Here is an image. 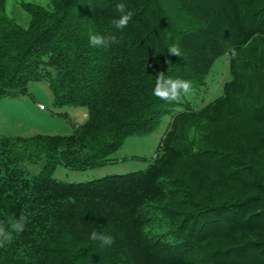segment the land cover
<instances>
[{
    "label": "trees",
    "instance_id": "obj_1",
    "mask_svg": "<svg viewBox=\"0 0 264 264\" xmlns=\"http://www.w3.org/2000/svg\"><path fill=\"white\" fill-rule=\"evenodd\" d=\"M10 3L0 0V98L45 81L58 104L85 106L88 118L67 135L0 133V221L26 218L0 247V264H132L131 255L139 264H264V91L250 92L264 83V0H164L168 9L161 0L28 1L22 24ZM119 3L132 13L123 29L113 25ZM89 32L117 43L91 47ZM225 51L222 93L194 107ZM159 71L193 91L155 97ZM167 115L162 152L144 169L59 175L116 162L126 137L153 132ZM93 230L114 243L101 247Z\"/></svg>",
    "mask_w": 264,
    "mask_h": 264
},
{
    "label": "rangeland",
    "instance_id": "obj_2",
    "mask_svg": "<svg viewBox=\"0 0 264 264\" xmlns=\"http://www.w3.org/2000/svg\"><path fill=\"white\" fill-rule=\"evenodd\" d=\"M28 1H35L44 7H49L50 4L49 0H12L9 6V14L14 16L21 24L24 20H27V14L22 10L21 3ZM161 2L163 5L164 0H161ZM165 7L168 9L166 5ZM177 20L178 17H173V24ZM177 24L183 23L180 20ZM237 52L247 59H251L253 56V51L249 48L248 50L240 48ZM229 64L230 59L227 51L214 59L209 72L204 78L201 92H199V95L195 94L197 91L191 94L196 95L194 97L195 102L193 100L192 103L194 107L214 100L222 93L223 83L230 77ZM258 90L264 91V83L262 85L258 83L257 87L250 88L251 93ZM191 98H188L189 102ZM87 118L85 106L58 104L45 81L30 82L25 94L0 98V133L6 135L29 136L38 133L67 135L73 133L75 125L82 124ZM170 118L167 115L160 126L151 133L126 137L117 152L116 162L85 171L63 168L59 175L68 181H83L105 173L144 169L155 155L162 152L164 131L170 122ZM257 160L264 169V162L260 156L257 157ZM183 209L188 211V208ZM127 258L132 261V264H139L137 262L138 257H132L131 255ZM116 259L118 258L113 256L89 257L85 260L76 259L74 264H115Z\"/></svg>",
    "mask_w": 264,
    "mask_h": 264
},
{
    "label": "clouds",
    "instance_id": "obj_3",
    "mask_svg": "<svg viewBox=\"0 0 264 264\" xmlns=\"http://www.w3.org/2000/svg\"><path fill=\"white\" fill-rule=\"evenodd\" d=\"M117 12L120 13L118 19L113 20V25L117 29H123L127 27L129 20L132 19V13L127 11L123 3L116 5ZM117 43L115 36L103 35L99 33L89 32V45L96 48H107L112 44ZM168 53L171 56H181V50L177 45H171L168 48ZM231 55L235 57L237 55L236 50H231ZM169 60H165V63H169ZM193 91V85L190 80L176 78L173 79L170 76L165 75V71H159L156 73L155 86L153 89V95L159 99L167 100L169 102L179 101L182 95L189 94ZM26 218L20 216L13 221L7 227L4 221H0V247H4L10 244L13 240L12 233H21L25 228ZM90 239L98 241L101 247L110 246L114 243V238L105 232H99L93 230L90 235Z\"/></svg>",
    "mask_w": 264,
    "mask_h": 264
}]
</instances>
